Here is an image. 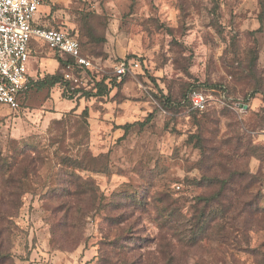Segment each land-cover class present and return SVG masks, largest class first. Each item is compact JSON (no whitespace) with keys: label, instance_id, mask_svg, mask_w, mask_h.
<instances>
[{"label":"rangeland","instance_id":"rangeland-1","mask_svg":"<svg viewBox=\"0 0 264 264\" xmlns=\"http://www.w3.org/2000/svg\"><path fill=\"white\" fill-rule=\"evenodd\" d=\"M35 24L94 68L71 98L36 44L0 104V264H264V0H42Z\"/></svg>","mask_w":264,"mask_h":264},{"label":"built area","instance_id":"built-area-1","mask_svg":"<svg viewBox=\"0 0 264 264\" xmlns=\"http://www.w3.org/2000/svg\"><path fill=\"white\" fill-rule=\"evenodd\" d=\"M42 0H0V104L18 110L35 82L30 62L35 44H44L64 63L63 79L78 85L74 71L91 70L93 63L82 54L78 40L63 30L35 24ZM139 60H125L116 69L119 77L141 69ZM194 111L217 105L212 94L200 88L188 93Z\"/></svg>","mask_w":264,"mask_h":264},{"label":"trees","instance_id":"trees-1","mask_svg":"<svg viewBox=\"0 0 264 264\" xmlns=\"http://www.w3.org/2000/svg\"><path fill=\"white\" fill-rule=\"evenodd\" d=\"M63 31H65V32H67V33H69L70 35H72L70 32H68V31H66V30H63ZM73 36V35H72ZM81 47V46H80ZM81 51H82V49H81ZM83 54V53H82ZM84 55V54H83ZM60 62V64H61V68L62 69H64V63L60 60L59 61ZM92 70V69H91ZM86 71H90V70H86ZM65 83L67 86H66V88H67V90L70 88V89H72L71 88V84L69 83V82H66V81H64V79H63V75L62 76H60L59 74H57V75H51V76H47L45 79H44V81L42 82V86H49V87H54V86H56L57 84H60V83ZM36 83H34L33 85H35ZM97 86H101L100 84H98ZM201 89V88H200ZM80 92V89H72V97L71 98H73L75 95H77L78 93ZM185 100H188V93H187V95L185 96ZM209 109V108H208ZM207 109V110H208ZM206 110V111H207ZM195 112H197V113H203V112H201V111H195ZM205 112V111H204ZM87 115H88V110L86 109L85 111H84V116H86L87 117ZM130 125H128V126H126V128H128Z\"/></svg>","mask_w":264,"mask_h":264},{"label":"crops","instance_id":"crops-1","mask_svg":"<svg viewBox=\"0 0 264 264\" xmlns=\"http://www.w3.org/2000/svg\"><path fill=\"white\" fill-rule=\"evenodd\" d=\"M35 45H36V44H35ZM35 45H34V46H35ZM30 69H31V65H30ZM32 70H33V69H32ZM32 70H31V74L33 75V71H32Z\"/></svg>","mask_w":264,"mask_h":264}]
</instances>
